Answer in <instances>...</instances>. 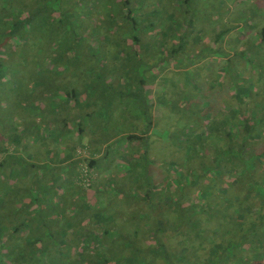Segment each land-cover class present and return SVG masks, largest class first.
Listing matches in <instances>:
<instances>
[{"label": "trees", "instance_id": "1", "mask_svg": "<svg viewBox=\"0 0 264 264\" xmlns=\"http://www.w3.org/2000/svg\"><path fill=\"white\" fill-rule=\"evenodd\" d=\"M188 2L0 0V264H264L263 77L194 74L237 56L227 31L204 46Z\"/></svg>", "mask_w": 264, "mask_h": 264}, {"label": "rangeland", "instance_id": "2", "mask_svg": "<svg viewBox=\"0 0 264 264\" xmlns=\"http://www.w3.org/2000/svg\"><path fill=\"white\" fill-rule=\"evenodd\" d=\"M187 5H188L187 8L190 11L191 19L193 20L195 25L197 23V26H195V29H196L195 33L198 32L199 34L198 38L200 40L201 39L203 40L204 46L210 45V41L212 39H210L209 36L212 32H214L215 34H220L221 31H227L225 34L226 36L222 38L223 41L221 42L224 52L208 51L207 54H209L210 52L211 53L213 52V54L215 52H220L219 54L222 56H229V57L230 55L237 56L236 59H232V60L230 59L229 64H226V61L223 62V60L221 59L219 62L221 65L218 66L217 68L210 69L209 71L206 68H204L202 64L198 65L197 69L192 70L194 74L201 75V74H204L203 71L207 72L206 78L210 80L211 78H209V76L218 75L220 73L221 67L229 66L231 69L237 72H240L243 75L249 74L250 73L249 68H250V70L253 72V75L255 74V75H258L259 77V75L262 74L261 77H263V79H258L257 77L255 78H257L259 81H262V80L264 81V42L261 43L259 40L260 39L259 37L262 36V29L264 28V0H189ZM209 30H213V31L209 32L210 34H207V31ZM229 57L224 58V59H229ZM241 59H243L244 61ZM245 62L249 67L246 66ZM235 79L233 77L232 80L235 81ZM200 81H201L200 83L202 84L203 80L201 79V76H200ZM180 82H181L180 83L181 87L183 86L186 87L185 80L181 79ZM204 86H206V83L204 84ZM182 93L183 92L180 90V87L176 85L172 94L167 95V97L170 99L172 98L173 100H176L181 97ZM45 101L47 100L45 99ZM199 101H201V98L195 100L194 104L198 103ZM157 103H160L159 99L158 101H156V105ZM178 103L180 105V101ZM12 109H16V108L12 107ZM12 109H8V108L3 109V113H5L4 118H7L9 116L10 112L13 111ZM215 111H217V109H215ZM153 112H154L153 115L156 116L155 106L153 108ZM26 113L27 114L35 113V110H32V109L29 110L27 108ZM168 115L169 116L166 117V120L169 123H165V124L163 122L156 123L158 125L157 127L158 129L156 130L154 129L155 136L157 137L159 136V138H161L162 133L168 135L170 133L171 125L175 127V129L177 128V120L175 116L171 117L170 113H168ZM159 125H163V126H159ZM6 128H8V125H5V129ZM33 132L35 133L36 131L33 130ZM42 134L47 135L48 134L47 130L44 129L42 131ZM171 143H172L171 138H170V143L162 142V143H157V144L155 143L154 145L149 143L150 144L149 153H151L150 157L153 160H155L154 163H152V165L155 169L157 170L159 169V172H162L163 168L171 169V162H170L171 159H169L171 152H172L170 150L172 149ZM27 144H28L29 151L35 154L34 159L36 160L46 159V155H45L46 150L44 149L43 143L38 142L37 144H33L31 142L29 143L27 142ZM15 148L23 149L22 146L15 147ZM15 148H12V149H15ZM12 149L11 150L9 149V151L11 152ZM110 149L114 151V149H116L115 145L113 144ZM166 157L168 159H166ZM31 161L33 162V160ZM102 161H103L102 163L100 162L101 169L106 168V170L109 169V171H114L112 174L118 172V170H116L117 168L114 169L115 166L111 164V161H115L114 164H117V166L119 165L118 156L111 155L109 159H105ZM80 171L82 174L83 171L82 170ZM104 172L105 170L103 172L99 170L96 171L94 177L96 176L95 180H97V182L101 183V181L104 180L105 178ZM166 174L167 172L165 173V175ZM80 186L82 187L81 184H78L77 187L81 188ZM238 188H237V192L239 191ZM143 204L144 202H141L140 207L143 208L144 206ZM115 207L117 210L120 209V206L117 204ZM118 215L119 213H117L116 216ZM130 216H131V213L129 217ZM104 221H105V218L103 217L102 219H99L98 222L103 224ZM1 238L3 239V235H2V232L0 231V240ZM70 245L71 243L69 244V246ZM49 263L50 262H48V264Z\"/></svg>", "mask_w": 264, "mask_h": 264}, {"label": "built area", "instance_id": "3", "mask_svg": "<svg viewBox=\"0 0 264 264\" xmlns=\"http://www.w3.org/2000/svg\"><path fill=\"white\" fill-rule=\"evenodd\" d=\"M79 152H80V150H79ZM82 184L86 185V186H89V184H90V179L87 177V173H86L85 169H83V173H82Z\"/></svg>", "mask_w": 264, "mask_h": 264}, {"label": "crops", "instance_id": "4", "mask_svg": "<svg viewBox=\"0 0 264 264\" xmlns=\"http://www.w3.org/2000/svg\"><path fill=\"white\" fill-rule=\"evenodd\" d=\"M93 151H96V153H99L102 154V152L105 150V149H92Z\"/></svg>", "mask_w": 264, "mask_h": 264}]
</instances>
